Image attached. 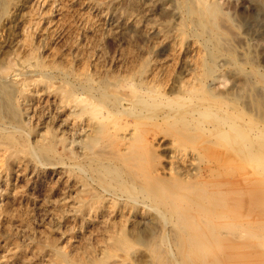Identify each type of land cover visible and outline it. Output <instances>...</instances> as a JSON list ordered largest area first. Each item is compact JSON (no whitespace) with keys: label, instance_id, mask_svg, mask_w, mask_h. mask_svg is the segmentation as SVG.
I'll return each mask as SVG.
<instances>
[{"label":"rangeland","instance_id":"1","mask_svg":"<svg viewBox=\"0 0 264 264\" xmlns=\"http://www.w3.org/2000/svg\"><path fill=\"white\" fill-rule=\"evenodd\" d=\"M59 90L63 95H56ZM22 91H33L39 99L27 101ZM65 93L72 97L65 98ZM140 99L151 106H140ZM82 101L103 107V120L89 110L81 112ZM64 108L71 113L68 118L60 113ZM134 120L142 121L137 128L145 135L137 150L145 163L135 165L128 148L129 132L134 130L127 126ZM123 123L128 131L118 129L119 140L107 145V150L117 149L121 160L109 158L111 152L101 158L72 146L48 150L34 139L44 128H53L71 142L80 128L101 136ZM161 137L165 145L158 142ZM0 141V203L19 191L21 203L19 210L15 207L18 218L11 228L14 240L0 215L2 259L34 242L42 246L47 232H53L55 251L67 252L94 229L96 223L87 220L100 207L105 215L123 221L129 244V253L119 258L124 264H264V0H0ZM13 146L22 163L31 167L25 180L3 160ZM171 147L188 154L185 163L171 164ZM114 166L122 169V178L108 175ZM130 167L136 171L135 190H127ZM60 170L85 180L88 191L100 196L97 207L93 201L87 205L85 216L78 212L74 192L58 181L55 172ZM159 181L178 193L185 187L195 193L176 196L183 200L180 215L138 190L154 188ZM201 195L215 206L214 217L198 209ZM194 197L196 210L189 211ZM65 200L73 203L62 212L57 205ZM37 258L32 264L46 263L48 257Z\"/></svg>","mask_w":264,"mask_h":264},{"label":"bare ground","instance_id":"2","mask_svg":"<svg viewBox=\"0 0 264 264\" xmlns=\"http://www.w3.org/2000/svg\"><path fill=\"white\" fill-rule=\"evenodd\" d=\"M48 3V2H47ZM82 5V4H81ZM88 5V4H87ZM94 7H95V5H94ZM98 11H99V9H97ZM150 31V30H149ZM198 50V49H197ZM200 56V55H199ZM194 58V57H193ZM194 63H196V62H194ZM193 66H194V64H193ZM192 68V67H191ZM197 72V71H196ZM199 76V75H198ZM194 77V76H193ZM29 80V79H28ZM21 81V80H20ZM32 81V80H31ZM198 81V80H197ZM41 82V81H40ZM186 82V81H185ZM27 83V82H26ZM30 83V82H29ZM191 83V82H190ZM21 84V83H20ZM25 84V83H24ZM23 84V85H24ZM186 84V83H185ZM194 84H196V83H194ZM199 84V83H198ZM22 85V84H21ZM20 85V86H21ZM52 85V84H51ZM183 85V84H182ZM30 86H31V84H30ZM24 87V86H23ZM52 88H54L53 87V85L51 86ZM188 87H190V86H188ZM193 88V87H192ZM197 88V87H196ZM41 89V88H40ZM39 89V90H40ZM43 89V88H42ZM58 89V88H57ZM198 89V88H197ZM44 90H45V88H44ZM184 90V89H183ZM192 90V89H191ZM50 91V90H49ZM48 91V92H49ZM62 91V90H61ZM177 91V90H176ZM186 91V90H185ZM190 91V90H189ZM189 91H188V93H189ZM22 92H24V91H22ZM27 92V91H26ZM24 92V94H23V96H24V98L27 100V101H31V100H33L34 99V97L36 96V93H35V95H33L34 93H33V91H30V92ZM31 92H32V94H31ZM51 92V91H50ZM66 92V91H65ZM68 93H70V92H68ZM66 94L64 97L65 98H71L72 97V94ZM73 93V92H72ZM50 94H52V92L51 93H48V96L50 95ZM95 94V93H94ZM191 94V93H190ZM43 95V94H42ZM45 95V94H44ZM47 95V94H46ZM45 95V96H46ZM56 95H58V96H60V95H63V93H61L60 92V90H59V92H57L56 91ZM74 95V94H73ZM76 95V94H75ZM40 96V95H39ZM52 96V95H51ZM37 97V96H36ZM44 97V96H43ZM50 97V96H49ZM52 97H55V96H52ZM139 97V96H138ZM170 97V96H169ZM183 97V96H182ZM38 99H39V97H37ZM45 98V97H44ZM55 98H58V97H55ZM54 98V99H55ZM73 98H74V96H73ZM185 98V97H184ZM49 99V98H48ZM75 99V98H74ZM121 99V98H120ZM123 99V98H122ZM139 99V98H138ZM145 99V98H144ZM175 99V98H174ZM50 100V99H49ZM52 100H53V98H52ZM58 100V99H57ZM71 100H73V99H71ZM76 100H78V99H76ZM80 100V99H79ZM84 100H86V99H84ZM88 100V99H87ZM25 101V100H24ZM34 101V100H33ZM32 101V102H33ZM36 101V100H35ZM45 101V100H44ZM66 101V100H65ZM68 101H69V99H68ZM67 101V102H68ZM91 101V100H90ZM128 102H129V100H127ZM132 101V100H131ZM31 102V103H32ZM41 102V99L39 100V103ZM49 102V101H48ZM30 103V102H29ZM34 103V102H33ZM81 103V102H80ZM139 105L140 106H143V107H149V106H151V105H149V103L147 102V101H145V100H143V99H140L139 100ZM28 104V103H27ZM37 104V103H36ZM43 105H44V103H42ZM49 104H50V102H49ZM53 104V103H52ZM60 104H62V103H60ZM66 104V103H65ZM206 104V103H205ZM41 104H39V106H40ZM43 105H41V106H43ZM58 105V104H57ZM32 106V105H31ZM38 106V105H37ZM54 106H56V105H54ZM80 106V105H79ZM134 106H136V105H134ZM138 106V105H137ZM136 106V107H137ZM57 107V106H56ZM59 107V106H58ZM78 107V106H77ZM76 106H75V108H77ZM132 107V106H131ZM135 107V108H136ZM33 108V107H32ZM43 108V107H42ZM79 108V107H78ZM103 107H101V106H99V105H95V104H93V103H90V102H83L82 101V103H81V112H84V113H86V110H89L90 112H92L93 114H95V115H101V113H103V109H102ZM134 108V107H133ZM133 108H131V109H133ZM24 109V108H23ZM37 109V108H36ZM39 109V108H38ZM33 110V109H32ZM48 110V109H47ZM55 110H57V109H55ZM62 110V112H60V113H63V115H64V117H66V118H68V116L71 114L70 113V111L69 110H67L66 108H64V109H61ZM136 110V109H135ZM134 110V111H135ZM28 111V110H27ZM31 111V110H30ZM34 111H35V109H34ZM49 111V110H48ZM110 111V110H109ZM120 111V110H119ZM159 111V110H158ZM36 112V111H35ZM43 112V111H42ZM80 112V111H79ZM133 112V111H132ZM136 112V111H135ZM175 112V111H174ZM33 113V112H32ZM37 113V112H36ZM40 113V112H39ZM83 113V114H84ZM107 113V112H106ZM111 113V112H110ZM134 113V112H133ZM137 113V112H136ZM146 113V112H145ZM145 113L143 112L142 113V115L144 114V116H145ZM171 113H172V111H171ZM30 114V113H29ZM34 114V113H33ZM45 114V112L43 113V115ZM58 114V113H57ZM56 114V116H60L59 114L57 115ZM82 114V113H81ZM80 114V115H81ZM107 114H109V112L107 113ZM115 113H113V115L112 114H110V115H112V117L113 116H116V115H114ZM139 114V113H138ZM158 114V113H157ZM173 114V113H172ZM94 115V117H96ZM130 115H132L131 113H130ZM140 115V114H139ZM169 115V114H168ZM175 116H176V114H174ZM179 115V114H178ZM34 116V115H33ZM41 116V118H42V114L40 115ZM55 115L53 116V117H56ZM62 116V115H61ZM123 116V115H122ZM125 116H126V114H125ZM124 116V117H125ZM147 116H148V114H147ZM164 116V115H163ZM36 117V116H35ZM63 117V116H62ZM72 117V116H71ZM102 117V120H103V118H104V116H100V118ZM108 116H106V114H105V118H107ZM111 117V116H110ZM118 116H116V118H114V119H119L120 117H118ZM146 117V116H145ZM145 117H143V118H145ZM161 117V116H160ZM31 118V117H30ZM59 118H61V117H59ZM58 118V119H59ZM127 118H129V117H127ZM133 118V117H132ZM147 118V117H146ZM34 118H32V120H33ZM39 119V118H38ZM57 119V120H58ZM134 119H135V117H134ZM160 119V118H159ZM165 119V118H164ZM181 119V118H180ZM106 120H109V119H106ZM121 119H119V121H120ZM129 120V119H128ZM137 120V119H136ZM136 120H134L132 123H130V122H127V126L129 125V129L132 127L133 128V130L134 131H130L129 133H131L130 135V140L132 141V143H133V145H135V147L133 146V145H131L132 143L130 142V143H128V148L130 149V151H132V156H130V158H132V160H133V163H131V164H137L138 162L137 161H140V160H142V162L144 161V163H145V159L143 160L142 158L143 157H141V152L139 153L137 150H139L140 149V145H143L142 143L144 142V134H143V131L141 130V131H139V127L137 128V124L139 125V123H142V121L140 122V121H138L139 123H137L136 122ZM140 120V119H139ZM161 120V119H160ZM52 121V120H51ZM54 121V120H53ZM68 121V120H67ZM69 121H71V120H69ZM119 121H116V122H114L116 125H117V122L119 123ZM36 122V121H35ZM34 122V123H35ZM60 122V121H59ZM144 122V121H143ZM151 122V121H150ZM62 123H64L63 121H62ZM68 123V122H67ZM99 123L100 124H102L100 121H99ZM113 123V124H114ZM130 123V124H129ZM136 123V124H135ZM57 124V123H56ZM114 124V125H115ZM124 124V123H123ZM132 124V125H131ZM70 125H72V123H70ZM99 125V124H98ZM103 125V124H102ZM111 125V124H110ZM114 125L111 127L112 128V130H113V127H114ZM118 125H120V123L118 124ZM143 125V124H142ZM142 125H140V126H142ZM76 126V125H75ZM122 126V125H121ZM127 126H125V124H124V126H122V128L121 127H118V126H115L117 129H114V131L113 132H111V131H109V128H108V131L107 132H105L104 134H102L101 136H90V135H88V134H86V132H85V130L84 129H82V128H78L79 130H77L76 132L78 133L77 135H79V137L77 138V139H75L74 137V140L73 141H71V142H69V141H67V138L64 136V134H60L59 132H57V131H55L53 128H44V130H46L45 132H43V133H39V134H37L36 135V138H34L35 139V142H36V144H38L39 146L41 145V146H43L44 148H46V149H48V150H53V149H55L56 147H58V146H61L62 148H67L68 146H72V148H79V151H80V149H82V150H84V151H88V152H90V153H92L91 155H95V156H97V157H103V156H108L109 155V152H111L110 153V156H109V158L111 157L112 159H114V158H117V159H120V157H119V153L118 152H116V150L117 149H112L113 151H110V150H107V149H109V147L110 146H107V145H113L114 146V143L117 141L116 140V138L119 140V137H118V135H120V133H119V130L120 129H123V127H125V129H127L126 131H128V127ZM134 126V127H133ZM147 126V125H146ZM145 126V128H147ZM183 126V125H182ZM181 126V127H182ZM58 127V126H57ZM57 127H56V129H57ZM77 127V126H76ZM81 127V126H80ZM85 127V126H84ZM148 127H150V126H148ZM62 128V127H61ZM188 128H190V127H188ZM192 128V127H191ZM63 129H65V128H63ZM70 128H68V130H69ZM75 129V128H74ZM102 129H106V128H102ZM119 129V130H118ZM150 129H151V127H150ZM225 129V128H224ZM41 130V129H40ZM43 130V129H42ZM72 130V129H71ZM157 130V129H156ZM184 130V129H183ZM70 131V130H69ZM68 131V132H69ZM91 131V130H90ZM145 131V130H144ZM67 131L65 132V134L66 133H68ZM122 132H124V130H122ZM70 133H71V131H70ZM122 134H125V133H122ZM128 134V133H127ZM147 134V133H146ZM98 135H100V134H98ZM67 136H68V134H67ZM70 136V135H69ZM123 136H126V135H123ZM156 137H158V135L156 134L155 135ZM75 137H76V135H75ZM122 137V136H121ZM128 137V136H127ZM127 137H125L126 139H128ZM155 137V138H156ZM163 137V136H162ZM162 137H161V139H159V143L161 144V143H163L164 145H165V143H164V141H163V139H162ZM165 137V136H164ZM70 138V137H69ZM160 138V137H159ZM157 139V138H156ZM71 140V139H70ZM166 141V140H165ZM169 141V140H168ZM174 141V140H173ZM172 141V142H173ZM1 142V141H0ZM4 142V141H3ZM155 142V141H154ZM157 141H156V143L155 144H157L158 143ZM151 143V142H150ZM121 144V141H120V143L119 144H117V146L119 147V145ZM167 144V143H166ZM12 145V144H11ZM241 145H242V143H241ZM132 146H133V148H132ZM147 146V145H146ZM153 146V145H152ZM13 147H15V146H13ZM32 147V146H31ZM38 147V146H37ZM108 147V148H107ZM26 148V147H25ZM97 148H101V150H100V153H96V149ZM143 148V147H142ZM150 148V147H149ZM172 148V147H171ZM15 149V150H14ZM14 149H12V150H10V152H8V153H6V152H4V154L6 153V155H5V157L3 158V160H4V162H5V164L6 165H8L9 167H11V170H13L15 173H16V175H18L19 177H21V179H24L25 180V178L27 177V173L29 172V170H30V166L29 165H27V164H25V163H22V161H21V156H20V153H19V151L18 150H16L17 149V147H15ZM29 149V148H28ZM59 149L61 150V148L59 147ZM58 149V150H59ZM129 149H127V150H129ZM133 149V150H132ZM244 149V148H243ZM1 150V149H0ZM23 150V149H22ZM123 150H125V149H123ZM136 152H135V151ZM142 150V149H141ZM140 150V151H141ZM55 151H56V149H55ZM72 151V150H71ZM70 151V152H71ZM74 151V150H73ZM72 151V152H73ZM76 151H78V150H76ZM108 151V152H107ZM129 151V152H130ZM1 152V151H0ZM21 152V151H20ZM25 152V151H24ZM28 152V151H27ZM32 152H33V149H32ZM128 151H126V154H128L127 153ZM143 152H144V149H143ZM167 152H168V155H169V159L171 160V164H179V163H181V162H186L185 160H186V157H187V155L188 154H185L183 151H178V150H175V149H168L167 150ZM166 152V153H167ZM145 153H146V151H145ZM145 153H144V156H145ZM165 153V152H164ZM190 153H191V151H190ZM4 154H2V155H4ZM26 155V154H25ZM122 155V154H121ZM167 155V156H168ZM190 155V154H189ZM1 156V155H0ZM142 156H143V154H142ZM30 157V156H29ZM33 157V156H32ZM125 157V156H124ZM123 157V158H124ZM129 157V156H128ZM146 157V156H145ZM195 157V156H194ZM193 157V158H194ZM36 158V157H35ZM104 158V157H103ZM106 158V157H105ZM108 158V159H109ZM129 158V159H130ZM190 158H192V156L191 157H189V160L188 161H190ZM108 159H106V160H108ZM126 161H127V158L125 157L124 158ZM137 159V160H136ZM2 160V159H1ZM0 160V161H1ZM102 160V159H101ZM110 160V159H109ZM121 160V159H120ZM25 161V160H24ZM151 161V160H150ZM187 161V162H188ZM193 161H195V159L193 160ZM103 162H105V161H102V163ZM110 162V161H109ZM192 162V161H191ZM2 163V162H1ZM64 163V162H63ZM114 163V162H113ZM116 163H118V161L116 162ZM121 163V162H120ZM73 164V163H72ZM101 164V163H100ZM122 164V163H121ZM124 164V163H123ZM189 164V163H188ZM192 164H195V162L194 163H190V166L192 165ZM102 165V164H101ZM107 165V164H106ZM110 165V164H109ZM133 165V166H134ZM127 166H128V164H127ZM138 166V165H137ZM197 165H195V167H196ZM50 167V166H49ZM54 167V166H53ZM62 167V166H61ZM121 167V166H120ZM119 167V168H120ZM187 167V166H186ZM185 167V168H186ZM34 168V167H33ZM106 168V167H105ZM131 168V167H130ZM181 168V167H180ZM180 168H178L179 170H181ZM190 168H193V166L192 167H190ZM9 169V168H8ZM7 169V170H8ZM60 169V168H59ZM61 169H63V168H61ZM131 169H133V168H131ZM144 169H145V167H144ZM189 169V168H188ZM195 169V168H194ZM194 169H190L191 170V172H193L192 170H194ZM197 169V168H196ZM195 169V170H196ZM33 169H31V171H32ZM40 170V169H39ZM79 170V169H78ZM81 170V169H80ZM122 169H118V166L117 167H110V170H108V175L109 176H111V177H113V180H116V179H120V177L122 178L123 177V174H121L122 172ZM135 169H133V170H131L132 172H134V173H132V172H130V173H128V175H129V179L131 180L127 185H128V188H127V190H132V189H136L137 187L135 186V185H137L136 183H135V176L134 175H136V171H134ZM177 170V169H176ZM183 170V169H182ZM30 171V172H31ZM46 171V170H45ZM52 171V170H51ZM75 171V170H74ZM83 171V170H82ZM143 171V170H142ZM145 171V170H144ZM184 171V173H185V170H183ZM197 171V173H199V170H196ZM8 172V171H7ZM41 172H43V171H41ZM73 172V171H72ZM137 172H138V170H137ZM139 172H141V171H139ZM146 172V171H145ZM179 172V171H178ZM182 171H180V173H181ZM187 172V171H186ZM55 173H58L57 175H58V181L59 182H62L64 185H65V187L67 188H65L66 189V191L67 190H69V189H71L73 192H74V194H75V196L73 197L74 198V200H75V203L77 204H79V208H78V212H81V213H83L84 211H86V207H87V205L89 204V203H92V201H93V203H95L94 205L92 204V206H94V207H97L96 205H98L99 204V197H98V199L96 198V196H95V194H92L90 191H88V185L86 184V182H85V180H82V179H80L78 176H76V175H74V174H71V173H69L68 171H65V170H60V171H58V172H55ZM78 173V172H77ZM193 173H195V172H193ZM192 173V174H193ZM10 174H11V171H10ZM45 174V173H44ZM50 174V173H49ZM81 174V173H80ZM146 174V173H145ZM187 174H188V172H187ZM187 174H182V176L183 175H187ZM191 173H190V175H192ZM12 175V174H11ZM16 175H14L13 174V176H16ZM29 175H31V173H29ZM28 175V176H29ZM32 175H33V173H32ZM38 175V174H37ZM43 175V174H42ZM57 175H56V177H57ZM138 175V174H137ZM189 175V174H188ZM6 176V175H5ZM17 176V177H18ZM51 176V175H50ZM85 176V175H84ZM108 176V177H109ZM146 176H148V174L146 175ZM180 176V175H179ZM34 177H36V176H34ZM188 177V176H187ZM38 178V177H37ZM184 178V180H186V181H188V179H186V176L185 177H183ZM5 179V178H4ZM17 179V178H16ZM20 179V180H21ZM136 179H137V177H136ZM28 180V179H27ZM48 180V179H47ZM88 180H89V178H88ZM123 180V179H122ZM149 180V179H148ZM177 180V179H176ZM35 181V180H34ZM57 181V182H58ZM138 181V180H137ZM139 181H141V180H139ZM30 182V181H29ZM89 182V181H88ZM119 182V181H118ZM3 183V182H2ZM5 183V182H4ZM7 183V182H6ZM8 183H9V181H8ZM7 183V184H8ZM22 183V182H21ZM142 183V182H141ZM188 183H190V182H188ZM22 184H25V183H22ZM91 184V183H90ZM90 184H89V186H90ZM143 184V183H142ZM195 184V183H194ZM197 185H198V183H196ZM9 185V184H8ZM18 185V184H17ZM21 185V184H20ZM14 186H16V185H14ZM56 186V185H55ZM54 186V187H55ZM154 186V188H149V189H144V188H141V189H139V187H138V190H140V192L141 193H143L144 194V197L145 198H148V199H152V201L154 200H156V202L155 203H159V204H161V205H166V208L169 210V212H172L173 213V215L174 214H179L178 212H179V210H181L180 208V204L182 203V201L180 200V199H182V197H184V196H186L185 194H187V193H193V194H195L194 192H192V189L191 188H189L188 189V187L185 189V188H183L184 189V191H182V193H178V191H177V189L176 190H174L171 186H167V184H164V183H162V182H155V185H153ZM2 187H4V186H2ZM8 187V186H7ZM17 187H19V186H17ZM21 187H22V185H21ZM23 187H25L24 185H23ZM28 187V186H27ZM64 187V186H63ZM193 187V186H192ZM195 187V186H194ZM6 188V187H5ZM14 188H16V187H14ZM17 189V188H16ZM25 189V188H24ZM55 189V188H54ZM198 189V188H197ZM206 189V188H205ZM4 190V189H3ZM95 190V189H94ZM137 190V191H138ZM5 191V190H4ZM28 191V190H27ZM62 191V190H61ZM92 191V190H91ZM194 191V190H193ZM206 191V190H205ZM13 193H14V191H12ZM20 192V191H19ZM19 192H17V193H15L14 195H13V197H12V200H10V201H8L7 203H5V204H1L2 206H0V215H3L4 217H5V225H3V226H6L5 228H6V230L9 232V234H10V238H12V240H14V236H13V233L11 234V230H13L14 228H13V223L17 220V218H18V210H19V207L18 206H21L20 204L21 203H18V198H19V196H18V193ZM69 192V191H68ZM6 193H8L7 191L5 192V194ZM10 193V192H9ZM27 193V192H26ZM51 193V192H50ZM66 193V192H65ZM130 193V192H129ZM204 193V192H203ZM138 194H139V191H138ZM142 194V195H143ZM71 195H72V193H71ZM100 195V194H99ZM115 195V194H114ZM140 195V194H139ZM12 196V195H11ZM20 196H22V195H20ZM120 196V195H119ZM176 196H178L180 199V201H177V200H175V198H176ZM209 196V195H208ZM214 196H215V194H214ZM45 197V196H44ZM50 197V196H49ZM113 197V196H112ZM132 197H134V196H132ZM199 197V196H198ZM201 198V200H202V202H200V203H197V205H198V209H200V211L202 212V214H206V215H210V216H213V207H215V206H211V204H210V201L208 200V199H205V198H203V197H206V196H203V195H201L200 196ZM218 197V196H217ZM33 198V197H32ZM72 198V199H73ZM120 198L121 199H123L121 196H120ZM125 198V197H124ZM128 198V197H127ZM130 198V197H129ZM136 198V197H135ZM138 198V197H137ZM215 198V197H214ZM213 198V199H214ZM219 198V197H218ZM7 199H8V197H7ZM65 199H66V197H65ZM9 200V199H8ZM60 200V199H59ZM68 200H70V199H68ZM116 200V199H115ZM118 200V199H117ZM145 200V199H144ZM198 200V199H197ZM214 200H216V199H214ZM24 201V200H23ZM73 201V200H72ZM114 201V200H113ZM131 201V200H130ZM136 201V200H135ZM54 203L56 202V201H53ZM59 202V201H58ZM111 202V201H110ZM115 202V201H114ZM123 202H124V200H123ZM134 202V201H133ZM3 203V202H2ZM50 203V202H49ZM60 203V205L58 206L57 205V207H59L60 208V210L62 209H65V207L69 204V203H71V202H67L66 200L65 201H60L59 202ZM73 203V202H72ZM71 203V204H72ZM120 203H122V202H120ZM135 203V202H134ZM137 203V202H136ZM143 203V202H142ZM154 203V204H155ZM52 204V203H51ZM58 204V203H57ZM113 204V203H112ZM183 204V203H182ZM29 205V204H28ZM104 205V204H103ZM187 205V204H186ZM217 205V204H216ZM55 206V205H54ZM53 206V207H54ZM69 206H70V204H69ZM76 206V205H75ZM107 206V205H106ZM143 206V205H142ZM158 206V205H157ZM15 207H18V210H15ZM109 207V206H108ZM146 207V206H145ZM195 197L194 198H192L191 200H189V202H188V209H189V211L191 210H196L195 209ZM67 208V207H66ZM91 208V207H90ZM21 209V208H20ZM34 209V208H33ZM54 209V208H53ZM77 209V208H76ZM95 208H93V210H94ZM186 209V208H185ZM187 209V210H188ZM22 210V209H21ZM20 210V211H21ZM45 210V209H44ZM51 210V209H50ZM55 210V209H54ZM61 210V211H62ZM73 210V209H72ZM71 209L69 210V211H67V213L68 212H70V211H72ZM92 210V211H93ZM105 210V209H104ZM217 210V209H216ZM220 210H223L222 208L220 209ZM225 210H226V208H225ZM231 210V209H230ZM51 211H53V210H51ZM56 211V210H55ZM122 211H123V209H122ZM199 211V212H200ZM219 211V210H218ZM232 211V210H231ZM49 212V211H48ZM63 212V211H62ZM106 211H103V209H101L100 207H98L97 208V213H96V216L93 218V219H90V220H87L89 223H96L95 224V227H94V229H89V230H91L87 235H85L83 238H82V240H79V245L78 246H73V245H70L69 246V251L67 250V252H64V251H62V249L61 250H56L55 251V248H54V235H53V232H47V235H46V241L44 242V244H42V246L40 245V246H38V245H36L35 244V242H34V244L32 243V244H30V245H28V242H27V244L26 245H28L26 248H24L23 247V249H21V248H18L19 250H17V251H15L14 250V248H16L14 245H16V244H13V246H14V248H13V250L12 251H15V252H11V251H9V252H11V255L8 257V258H5V259H2V258H0V264H32V262H33V259H34V257L35 258H39V257H48V258H46L47 260H46V263H42V264H61L62 262L63 263H66V264H124V262H122V261H120L119 260V258H121V257H124L125 256V254H128L129 253V250H128V239H127V236H125L124 235V230H123V227H121V225H122V223H123V221L121 220V219H119V217L117 218L116 216H112V215H105L104 213H105ZM183 212V211H182ZM181 212V213H182ZM188 212V211H187ZM194 212V211H193ZM197 213L198 215L200 214V213ZM217 212V211H216ZM222 212V211H221ZM228 212V211H227ZM53 213V212H52ZM52 213H50V214H52ZM56 213H58V212H56ZM112 213V212H111ZM110 213V214H111ZM116 213V212H115ZM183 213H185V212H183ZM182 213V214H183ZM219 213V212H218ZM223 213V212H222ZM24 214V213H23ZM48 214V213H47ZM84 214V213H83ZM92 214V213H91ZM120 214V213H119ZM181 214V215H182ZM189 214V213H188ZM191 214V213H190ZM215 215H217L216 213H214ZM234 213H232L231 215H233ZM49 215V214H48ZM53 215H55V214H53ZM93 215V214H92ZM163 215V214H162ZM172 215V214H171ZM180 215V214H179ZM187 215V214H186ZM222 215V214H221ZM21 216V215H20ZM58 216V215H57ZM60 216V215H59ZM59 216H58V219H59ZM62 217H61V219L63 220V218H64V216L63 215H61ZM83 216H85V214L83 215ZM139 216V215H138ZM195 216H197V215H195ZM218 216H220V215H218ZM56 217V216H55ZM89 217V216H88ZM122 217V216H121ZM190 217H191V215H190ZM204 217V216H203ZM214 217V216H213ZM223 217V216H222ZM228 217V216H227ZM230 217V216H229ZM70 218V217H69ZM76 218V217H75ZM74 218V219H75ZM80 218H82V217H80ZM141 218V217H140ZM142 218H144V217H142ZM149 218V217H148ZM178 218V217H177ZM199 218V217H198ZM202 218V217H201ZM207 218V217H206ZM232 218V217H231ZM21 219V218H20ZM19 219V220H20ZM45 219V218H44ZM54 219H56V218H54ZM77 219V218H76ZM173 219V218H172ZM188 219V218H187ZM200 219V218H199ZM198 219V220H199ZM18 220V221H19ZM29 220V219H28ZM50 220L51 221H54V220H52L51 218H50ZM57 220V219H56ZM84 220V219H83ZM139 220V219H138ZM144 220V219H143ZM163 220H164V218H163ZM184 220H185V218H184ZM183 220V221H184ZM17 221V222H18ZM76 221V220H75ZM80 221V220H79ZM150 221V220H149ZM176 221H180V220H176ZM186 221H188V220H186ZM194 221H195V219H194ZM213 221V220H212ZM229 221V220H228ZM16 222V223H17ZM25 222V221H24ZM59 222V221H58ZM57 222V223H58ZM71 222H73V221H71ZM83 222V221H82ZM181 222V221H180ZM200 222H201V219H200ZM203 222V221H202ZM2 223V222H1ZM28 223V222H27ZM50 223V222H49ZM53 223V222H52ZM56 223V224H57ZM68 223H70V222H68ZM80 223H81V221H80ZM84 223H86L85 221H84ZM179 223V222H178ZM183 223V222H182ZM189 223V222H188ZM193 223V222H192ZM242 223V222H241ZM26 224V223H25ZM82 224V223H81ZM143 224H144V222H143ZM177 224V223H176ZM187 224V223H186ZM202 224V223H201ZM204 224V223H203ZM232 224V223H231ZM234 224V223H233ZM236 224H237V222H236ZM254 224V223H253ZM23 225V224H22ZM64 225V224H63ZM70 225V224H69ZM90 225V224H89ZM132 225V224H131ZM146 225V224H145ZM179 225V224H178ZM184 225V224H183ZM256 225V224H255ZM54 226V225H53ZM62 226V225H61ZM66 226V225H65ZM72 226V225H71ZM139 226H140V224H139ZM193 226H194V224H193ZM233 226V225H232ZM49 227V226H48ZM70 227V226H69ZM77 227V226H76ZM86 227V226H85ZM181 227H183V226H181ZM180 227V228H181ZM227 227V226H226ZM234 227V226H233ZM235 227H237V226H235ZM11 228H13V229H11ZM16 228V227H15ZM18 228V227H17ZM88 228V227H87ZM86 228V229H87ZM145 228V227H144ZM247 228H249V227H247ZM27 229V228H26ZM46 229V228H45ZM84 229V228H83ZM148 229V228H147ZM183 229V228H182ZM233 229V228H232ZM5 230V231H6ZM21 230V229H20ZM44 230V229H43ZM246 230V229H245ZM4 231V230H3ZM47 231V230H46ZM55 231V230H54ZM57 231H59L58 229H57ZM76 231V230H75ZM82 231H84V230H82ZM143 231H145V230H143ZM232 231V230H231ZM16 232V231H15ZM45 232V231H44ZM43 232V233H44ZM155 232V231H154ZM183 232H185V231H183ZM46 233V232H45ZM59 233V232H58ZM66 233V232H65ZM8 234V235H9ZM15 234V233H14ZM26 234V233H25ZM40 234V233H39ZM56 234V233H55ZM61 234V233H60ZM59 234V235H60ZM3 235V234H2ZM16 235V234H15ZM20 235V234H19ZM57 235V234H56ZM62 235H64V234H62ZM61 235V236H62ZM60 236V237H61ZM67 236V235H66ZM71 236V235H70ZM73 236V235H72ZM76 236V235H75ZM155 236V235H154ZM3 237V236H2ZM7 237H9V236H7ZM28 237V236H27ZM57 237V236H56ZM80 237V236H79ZM31 238V237H30ZM58 238V237H57ZM69 238V237H68ZM72 238V237H71ZM74 238V237H73ZM77 238V237H76ZM8 239V238H7ZM75 239V238H74ZM74 239H70V240H74ZM80 239V238H79ZM94 239H95V241H94ZM31 240V239H30ZM59 240V239H58ZM92 240H93V242H92ZM68 241V240H67ZM77 241V240H76ZM150 241V240H149ZM14 242V241H13ZM33 242V241H32ZM57 242H59V241H57ZM156 242H158V241H156ZM5 243V242H4ZM42 243V242H41ZM65 243V242H64ZM67 243V242H66ZM77 243V244H78ZM95 243V244H94ZM25 244V243H24ZM58 244V243H57ZM69 244V243H68ZM76 244V245H77ZM159 244V243H158ZM2 245V244H1ZM10 245V244H9ZM156 245V244H155ZM2 246H4V245H2ZM12 246V245H11ZM20 246V245H19ZM65 246V245H64ZM188 246V245H187ZM58 247V246H57ZM157 247V246H156ZM160 247V246H159ZM1 248V247H0ZM65 248V247H64ZM68 247L66 246V249H67ZM60 249V248H59ZM64 250V249H63ZM156 250H157V248H156ZM8 251V250H7ZM6 251V252H7ZM8 252V253H9ZM27 252L28 253H30L31 255H27ZM119 252H123V254H119ZM165 254V253H164ZM8 255V254H7ZM3 256V255H2ZM4 257V256H3ZM37 258V259H38ZM123 259V258H122ZM168 259V258H167ZM40 260V259H39ZM156 260V259H155ZM159 261V260H158ZM156 262V261H155ZM169 262V261H168ZM38 263V262H37ZM163 263V262H162ZM166 263H167V260H166ZM39 264V263H38Z\"/></svg>","mask_w":264,"mask_h":264}]
</instances>
